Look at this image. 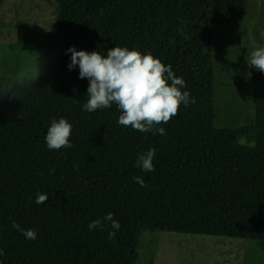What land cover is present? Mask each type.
Returning a JSON list of instances; mask_svg holds the SVG:
<instances>
[{
  "label": "trees",
  "instance_id": "16d2710c",
  "mask_svg": "<svg viewBox=\"0 0 264 264\" xmlns=\"http://www.w3.org/2000/svg\"><path fill=\"white\" fill-rule=\"evenodd\" d=\"M248 11L249 0H57L55 70L0 78V249L16 222L55 229L65 264H138L144 230L242 238L264 250V73L250 68L254 122L218 128L214 104V29ZM71 46L151 53L196 102L158 125L165 135L120 126L115 104L83 111L89 81L68 69ZM61 117L74 146L50 151L45 136ZM152 148L155 171L144 172L136 161ZM37 193L48 200L37 204ZM109 212L121 225L111 240L110 222L87 227Z\"/></svg>",
  "mask_w": 264,
  "mask_h": 264
},
{
  "label": "rangeland",
  "instance_id": "374dc122",
  "mask_svg": "<svg viewBox=\"0 0 264 264\" xmlns=\"http://www.w3.org/2000/svg\"><path fill=\"white\" fill-rule=\"evenodd\" d=\"M56 1L0 0V78H28L36 66L38 78L55 70ZM213 44L216 126L254 122V82L247 62L253 49L264 47V0H249L248 14L241 22L214 29ZM21 228L32 229L37 238L26 239L13 226L7 227L2 264H65L63 242L55 229ZM140 250L138 264H264L262 247L242 238L144 230Z\"/></svg>",
  "mask_w": 264,
  "mask_h": 264
},
{
  "label": "clouds",
  "instance_id": "9594fccd",
  "mask_svg": "<svg viewBox=\"0 0 264 264\" xmlns=\"http://www.w3.org/2000/svg\"><path fill=\"white\" fill-rule=\"evenodd\" d=\"M67 53H71L68 69L73 70L78 66L79 78L89 81L86 95L88 99L83 105V111L95 112L115 104L120 112V126L142 133L165 135V129L158 125L166 124L178 115L181 104L187 107L196 102L188 91H182L186 87L185 81L175 75L172 66L165 65L151 53L142 54L138 50L119 46L107 49L106 56L97 51L77 50L74 46L69 47ZM247 64L264 73V47L253 49ZM39 71L36 66L34 75L28 79L36 81ZM21 75H25L23 71ZM71 134L72 125L67 119H52L45 136L48 150L72 148L74 145L70 142ZM155 154L154 148L149 149L138 157L136 165L144 172L155 171ZM133 180L141 187H146L141 177H133ZM48 198L47 194L37 193L35 202L43 204ZM104 222H110L112 231L108 232V239H114L121 225L111 212L102 219L93 220L87 227L89 231L103 230ZM13 227L26 239L37 238L32 229L25 230L16 222H13ZM0 255H3L2 249Z\"/></svg>",
  "mask_w": 264,
  "mask_h": 264
}]
</instances>
